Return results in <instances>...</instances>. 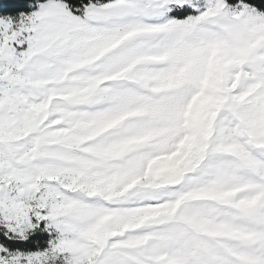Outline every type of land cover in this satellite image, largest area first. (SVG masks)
<instances>
[{
  "label": "snow or ice",
  "instance_id": "obj_1",
  "mask_svg": "<svg viewBox=\"0 0 264 264\" xmlns=\"http://www.w3.org/2000/svg\"><path fill=\"white\" fill-rule=\"evenodd\" d=\"M0 264H264V0H0Z\"/></svg>",
  "mask_w": 264,
  "mask_h": 264
}]
</instances>
